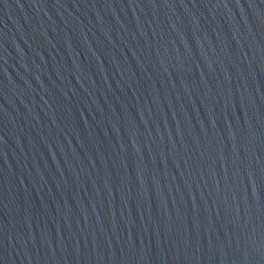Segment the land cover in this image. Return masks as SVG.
<instances>
[{
  "label": "water",
  "instance_id": "95a60500",
  "mask_svg": "<svg viewBox=\"0 0 264 264\" xmlns=\"http://www.w3.org/2000/svg\"><path fill=\"white\" fill-rule=\"evenodd\" d=\"M0 264H264V0H0Z\"/></svg>",
  "mask_w": 264,
  "mask_h": 264
}]
</instances>
